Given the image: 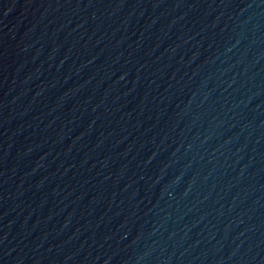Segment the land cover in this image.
<instances>
[{
  "label": "water",
  "instance_id": "obj_1",
  "mask_svg": "<svg viewBox=\"0 0 264 264\" xmlns=\"http://www.w3.org/2000/svg\"><path fill=\"white\" fill-rule=\"evenodd\" d=\"M0 264H264V0H0Z\"/></svg>",
  "mask_w": 264,
  "mask_h": 264
}]
</instances>
